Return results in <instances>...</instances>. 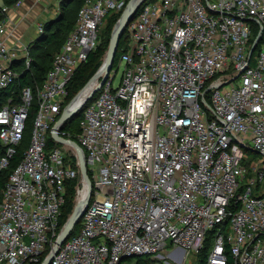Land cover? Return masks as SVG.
Listing matches in <instances>:
<instances>
[{
	"label": "built area",
	"instance_id": "1",
	"mask_svg": "<svg viewBox=\"0 0 264 264\" xmlns=\"http://www.w3.org/2000/svg\"><path fill=\"white\" fill-rule=\"evenodd\" d=\"M125 3L84 0L44 80L10 96L33 58L30 43L8 45L9 7L0 8V172L36 102L30 145L2 191L0 264H42L50 254L49 264L143 255L184 264L208 236L206 264H264V0L134 1L117 86L108 73L86 100L99 72L67 101L104 18ZM74 102L83 107L80 132L53 129ZM53 135L80 146L92 177L80 227L60 244L68 185L81 173L73 145Z\"/></svg>",
	"mask_w": 264,
	"mask_h": 264
},
{
	"label": "trees",
	"instance_id": "2",
	"mask_svg": "<svg viewBox=\"0 0 264 264\" xmlns=\"http://www.w3.org/2000/svg\"><path fill=\"white\" fill-rule=\"evenodd\" d=\"M19 1L20 0H3L4 5L8 6V7L16 4ZM78 1H79V8H80L82 3L84 2V0H72V1L63 0L60 2L59 6L61 8L65 9V7L68 5L69 2H71V3H69V5H70V4L78 2ZM145 1H148V0H145ZM79 8H78V10H79ZM78 10H77V14H78ZM120 12H111V14L108 13L107 15L110 14L108 18H110L113 14H118ZM60 15H62V16L61 17L59 16L58 18H53L51 20L49 19V20L43 22V33L41 35H39L38 38H36L35 40H33L29 44V52L33 58V62H32V65H31L29 70L21 71L22 65L21 64L19 65L21 74L17 78V83H16L18 91H19V88H21L24 85H29L34 89L35 84H40L44 80L46 73L51 68L53 57L62 47L67 35L69 34V32L74 28L77 15H76L75 21L73 22V25L71 26V28H69L67 30L65 36H63L64 34H61L60 26H58V27L55 26L57 21H59V20L64 21L65 16L63 15V13ZM2 18H3V14L0 11V20ZM126 44H127V38H126L125 32L123 30L122 34L119 38V44H118L117 52H116L115 59H114L115 64L118 63V59H119V56L121 54V51H122V49H125ZM51 45H56V46L59 45V47L57 48L58 50L55 53L49 52L48 50H46V51L43 50L44 47H48ZM102 51H103V47L98 46L92 53H90L87 62H85L83 65H81L78 68V70L76 71L75 75L73 76V78L69 84V96L67 98V101H69L73 96H75V94H77L81 90V88H83V86L91 79V77L95 74V72L101 66L102 60L100 58L101 57L100 55L102 54ZM2 97H3V95H2ZM32 106L33 107L29 112V117L27 119V122L31 116L34 117V112L36 109L35 100L33 101ZM82 111H83V107L81 108V110L79 112H77L74 115H77L79 113L78 115L81 116ZM74 115H72L69 119H67L65 121V123L63 124V129L68 130L72 133H79L80 132L79 123H77L76 127L73 126V128H72V126L69 125L70 119ZM27 122H26V124H27ZM49 141L51 142L50 139H49ZM21 156H22V153L18 151V153L15 156V158L13 159L10 167L8 169L0 172V191H3L5 183L8 179L9 173L12 171V169L15 167V165L19 162V160L21 159ZM88 175L90 176V179H92L90 172H88ZM80 177L83 179V177L81 175H80ZM77 181H78V178L68 185L66 201H65V204L62 208V214H61L60 220H59V229H63V227L65 226V224L67 223V221L69 220V218L71 217V215L73 214V211L75 209V206L73 203L74 202L73 201V190L77 184ZM1 196H0V201H1ZM76 225H75V227H76ZM210 242H211V238L208 236L206 243H205V247L196 255L197 258H196L195 264H206L207 252H208V250L210 248V244H211ZM48 252H49V248L44 252V254L42 256V260L48 255ZM227 264H232L231 258H228Z\"/></svg>",
	"mask_w": 264,
	"mask_h": 264
},
{
	"label": "rangeland",
	"instance_id": "3",
	"mask_svg": "<svg viewBox=\"0 0 264 264\" xmlns=\"http://www.w3.org/2000/svg\"><path fill=\"white\" fill-rule=\"evenodd\" d=\"M72 1V0H70ZM129 0H126L125 5L128 3ZM145 1V0H143ZM71 3V2H69ZM68 3V7L66 6L65 9L61 8L60 6H58L56 3H52L47 1L44 4V9L48 12V15L51 14V18H58L59 16L61 17L63 13L64 17V21H57L55 26L58 27L60 26L61 28V34H64L63 36H65L67 30L69 28H71V26L73 25V22L75 21L76 15H77V10L79 8V1L72 3L69 5ZM124 5V6H125ZM123 11V9H122ZM122 11L118 14H113L110 18L109 15H107L102 24L99 27V37H98V46H102L103 47V51L102 54L100 55L101 60H102V64L101 66L98 68V70L95 72V74L93 76H95L96 74H98L99 72H101V74L103 73L102 70V66L105 63L107 57H108V53H109V46H110V39H111V34L112 31L119 19V17L121 16ZM46 15V14H45ZM47 15V16H48ZM50 17V16H48ZM50 18V20H51ZM43 24V23H42ZM62 36V35H61ZM59 45H51L48 47H44L43 50H48L49 52L55 53L58 49ZM87 69V68H86ZM123 72V64L118 65L115 64V60L113 63V67L109 72V75H112L113 73H115V76L113 78L112 81V86L115 87L117 86V84L119 83V79L122 75ZM92 76V77H93ZM101 76V75H100ZM223 75H219L218 78H220ZM102 77L97 78L94 81V84L92 85V88L89 90L88 93H86V98L87 96L90 94V92L98 85V83L100 82ZM85 86V85H84ZM83 86V87H84ZM17 89V84H14L11 88H9L7 90V94L8 96L12 95V93L14 91H16ZM82 89V88H81ZM79 114V113H78ZM74 115L69 122V125L76 127L77 123H79L80 120V116L79 115ZM33 120L34 117H30V119L28 120L27 124H26V129L24 132V137L23 140L18 148L19 152H23L24 150H26L29 145H30V141H31V137H32V131H33ZM253 159H256L255 157ZM90 177V176H89ZM87 194V184L85 182L84 179H82L81 177L78 178L77 184L73 190V203L74 206L76 207L78 205L79 202H81L83 200V198L86 196ZM2 195V191H0V196ZM80 227V221L77 223L76 227H74L71 231L70 234H73L75 232L78 231V228ZM165 254V253H164ZM196 256L194 255H188L186 258V261L184 264H195L196 263ZM169 262L175 264L172 260H170ZM155 263H159V264H167L166 262H164L163 260H160L158 258H151L149 255H143V256H138V257H132L130 259L126 260V264H155Z\"/></svg>",
	"mask_w": 264,
	"mask_h": 264
},
{
	"label": "water",
	"instance_id": "4",
	"mask_svg": "<svg viewBox=\"0 0 264 264\" xmlns=\"http://www.w3.org/2000/svg\"><path fill=\"white\" fill-rule=\"evenodd\" d=\"M136 1V0H130L127 5L125 6V8L123 9L121 16L119 17L113 31L111 34V39H110V46H109V53H108V57L105 61V63L102 66L103 69V76L100 80V82L98 83V85L90 92V94L87 96L86 100L90 99L96 92L99 91V89L102 87V85L104 84L109 71L112 69L113 67V63H114V59H115V55L117 52V48H118V44H119V38L122 34V31L125 28V24L127 22V20L130 19V17H132L136 11V8H134V10L132 12H130V7L132 6V3ZM4 6V2L3 0H0V8ZM255 47V44L252 45L251 51H250V55L252 54V51ZM82 108V105H78L73 107L71 110L67 111V112H63L60 116V118L58 119L57 123L55 124L54 128L58 125H63L65 123V121L67 119H69L72 115L76 114L77 112H79ZM53 137L60 143H70L71 145H73L77 155H78V159H79V169H80V173L81 176L83 177V179L85 180L86 184H87V194L85 196V203L82 209H76L73 214L71 215V217L69 218V220L67 221V223L65 224V226L63 227L60 235L58 236V239L56 241V244H60L64 239H66L69 234L71 233L73 227L79 222V220L81 219V216L84 212V209L86 208L91 194H92V181L87 173L86 170V166H85V161H84V155H83V151L80 148V146L74 142V141H68V140H64L59 138L58 136L53 135ZM56 251V248H54V252ZM53 254H50V256L42 263V264H49L50 260L52 258Z\"/></svg>",
	"mask_w": 264,
	"mask_h": 264
},
{
	"label": "crops",
	"instance_id": "5",
	"mask_svg": "<svg viewBox=\"0 0 264 264\" xmlns=\"http://www.w3.org/2000/svg\"><path fill=\"white\" fill-rule=\"evenodd\" d=\"M47 1L20 0L9 6L4 18L6 41L10 47H21L38 38L37 23H43L51 18V14L48 15L44 9Z\"/></svg>",
	"mask_w": 264,
	"mask_h": 264
},
{
	"label": "bare ground",
	"instance_id": "6",
	"mask_svg": "<svg viewBox=\"0 0 264 264\" xmlns=\"http://www.w3.org/2000/svg\"><path fill=\"white\" fill-rule=\"evenodd\" d=\"M103 70V69H102ZM92 86V83H90V85L87 87V88H89L90 89V87ZM76 102H74L73 104H72V106L70 107V108H73L74 106H76Z\"/></svg>",
	"mask_w": 264,
	"mask_h": 264
}]
</instances>
